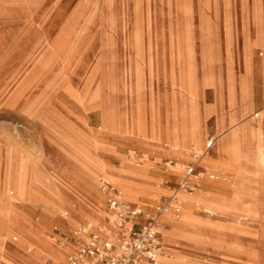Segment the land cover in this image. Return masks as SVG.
I'll list each match as a JSON object with an SVG mask.
<instances>
[{
	"label": "rangeland",
	"instance_id": "obj_1",
	"mask_svg": "<svg viewBox=\"0 0 264 264\" xmlns=\"http://www.w3.org/2000/svg\"><path fill=\"white\" fill-rule=\"evenodd\" d=\"M263 39L264 0H0V264H69L101 180L151 210L191 154L205 190L163 218L161 264H264V139L238 128L264 118Z\"/></svg>",
	"mask_w": 264,
	"mask_h": 264
},
{
	"label": "built area",
	"instance_id": "obj_2",
	"mask_svg": "<svg viewBox=\"0 0 264 264\" xmlns=\"http://www.w3.org/2000/svg\"><path fill=\"white\" fill-rule=\"evenodd\" d=\"M210 145V144H209ZM209 148V147H208ZM200 156L191 154L182 163L183 172L178 177L177 187L185 192H193L200 186L191 180L197 175ZM167 168L176 167L178 162L165 163ZM100 192L107 198L108 226L117 233V240L101 237L90 226H78L73 230V253L69 264H160L161 239L156 230L157 219L169 204H156L151 210L132 204L123 199L122 194L109 183L100 185ZM170 199L174 200L171 196ZM179 212V207L173 209ZM67 213L62 218L66 220ZM56 241L60 244L63 234L54 228ZM67 241V238H64Z\"/></svg>",
	"mask_w": 264,
	"mask_h": 264
},
{
	"label": "bare ground",
	"instance_id": "obj_3",
	"mask_svg": "<svg viewBox=\"0 0 264 264\" xmlns=\"http://www.w3.org/2000/svg\"><path fill=\"white\" fill-rule=\"evenodd\" d=\"M262 41H263V44H264V39ZM262 69H263V76H264V62H263ZM259 115H260V113H256L255 114L256 117H259ZM244 127H245V125L244 126H240V128H239V130L241 131L240 145L246 146V144L248 142H250V141L249 140L247 141L246 138H245V135H244L245 134L244 133ZM216 139H217L216 137L215 138H212V139L208 137L205 140V151L202 154V158L204 157V155L206 153L209 154V152L212 150V148H213V146H214V144L216 142ZM256 141H257V135H256V132L253 130V142H254V145L258 148V145H257ZM202 142H203L202 143V147H204V141H202ZM253 142L252 143H249V145H251V144L253 145ZM256 151L258 152V150H256ZM214 154H215V151H214ZM201 160L202 159H200V161ZM200 164H201V162H200ZM181 169H182V172H183V167H181ZM211 173H210V177H211V179H214L215 178V174H211ZM202 174H203V172H201L199 170V172H198L197 175H194L193 177H191V180L193 182H196L200 186L199 188L195 189L193 192H185V191H183L181 189H176L174 192H172L171 195L174 197V201L172 203H170L168 206L165 207V209L162 211L161 215L157 219L156 230H157V232L159 234V237L161 239V243L163 241V235H164V233L169 230L168 224L165 222V220H163V218L168 217L169 215L179 216L182 213V202H181V198L179 197V192H185V193H187L189 195H192V194H194L198 190L199 191L205 190V189H203V184H202V178H201ZM111 176H112L114 182L123 185L122 182H124V181L122 179H118V177L116 176V174L111 175ZM103 182L109 183L108 181L101 180L100 181V185ZM109 184L112 185L114 188H116L122 194L123 199L128 202L127 195L124 192L120 191L113 184H111V183H109ZM175 206H178L179 208H181V213L180 214H173L172 209ZM72 212L74 214V219H75L76 212L73 211V210H72ZM67 215H68L67 219L65 221H63L62 223H64V225L66 224L69 227V226H72L73 224H72V219H71V215L69 214V212H67ZM168 223L172 224V226L174 227V232L172 234L174 237H177V235L184 229V223L182 221H176L175 219H169ZM66 225L64 226L65 228H67ZM73 226H75V224ZM82 226H84V227L90 226L92 228V230L95 231V232H97L100 236H102L101 234L108 233L109 235L106 238L109 239V240H111V242H115L117 240V233L115 231H113L108 226L107 223H106V225L101 226L100 227V230H96L95 227L93 226V224H91V223H87V225H82ZM162 258H163V251H162V247H161V255L159 257L160 264H161ZM170 262H172V261H170V260L165 261L164 260V263L170 264Z\"/></svg>",
	"mask_w": 264,
	"mask_h": 264
},
{
	"label": "crops",
	"instance_id": "obj_4",
	"mask_svg": "<svg viewBox=\"0 0 264 264\" xmlns=\"http://www.w3.org/2000/svg\"><path fill=\"white\" fill-rule=\"evenodd\" d=\"M261 56H262V54H261ZM254 82V81H253ZM253 88V87H252ZM257 99H255V97L253 96V91H252V97H253V99H254V101H255V103H254V110H259V109H262V108H264V95L263 94H260L258 91H257ZM217 103V102H216ZM216 103L214 104V105H210L211 107L213 106H215L216 105ZM257 108V109H256ZM262 112H264V110L262 111H260V114L262 113ZM210 118H214V121H213V123H212V125L211 126H207L206 125V128L209 130V132H214V129H215V116L214 115H211L210 117H208V119H210ZM207 119V120H208ZM243 119V118H242ZM242 119H240V120H242ZM206 123H207V121H206ZM245 125V127H244V131L245 130H247V128H249V126H251L252 127V129L256 132V135H257V141H256V143L258 144V141H260L259 143H263V139H264V118L262 117V118H260V120L259 121H256V120H253L252 122H251V125L250 124H248V123H240V126H244ZM240 126H238V128H240ZM211 150V149H210ZM257 162H260L261 164H262V166L264 167V154H263V156L261 155L260 157L259 156H257ZM131 173H129V175L128 174H126V173H116V176L118 177V179H122L126 184H130V185H137V184H140V182H139V180L137 179V178H135V177H133L132 176V174L130 175ZM173 177V176H172ZM178 177L179 176H177V177H173L172 178V181H174V182H176L177 180H178ZM154 180H151V184L152 185H154ZM207 186V185H206ZM207 188H209L208 186H207ZM211 189V188H210ZM143 200V197L142 198H140L139 199V201H137V202H131V201H129L130 203H132V204H135V205H139V206H143V207H145V206H147V203H144V201H142ZM106 205H107V203H106ZM79 208V207H78ZM224 219H229V217H226V218H224ZM107 220V219H106ZM249 222H246V223H244V224H248ZM11 263H13V264H24L23 263V261H20V260H16V259H11V260H9Z\"/></svg>",
	"mask_w": 264,
	"mask_h": 264
}]
</instances>
